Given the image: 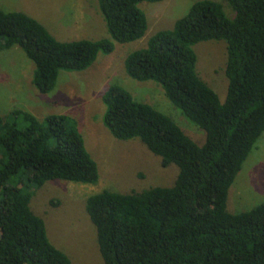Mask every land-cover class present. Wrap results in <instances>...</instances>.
Segmentation results:
<instances>
[{"label":"trees","instance_id":"obj_1","mask_svg":"<svg viewBox=\"0 0 264 264\" xmlns=\"http://www.w3.org/2000/svg\"><path fill=\"white\" fill-rule=\"evenodd\" d=\"M162 1L98 0L112 39L100 41H59L30 15L0 8V51L19 46L35 64L34 86L48 94L61 72L86 71L115 50L114 42L142 39L148 20L140 4ZM221 1L196 2L173 30L156 33L126 60L131 78L159 83L206 132L203 145L120 85L103 96L104 125L115 138H138L164 167H179L170 188L105 190L88 198L105 264H264V203L227 210L229 190L264 133V0ZM211 40L227 43L224 103L197 71L194 47ZM99 179L75 118L0 113V264H72L32 211L34 191L55 180L92 185Z\"/></svg>","mask_w":264,"mask_h":264},{"label":"rangeland","instance_id":"obj_2","mask_svg":"<svg viewBox=\"0 0 264 264\" xmlns=\"http://www.w3.org/2000/svg\"><path fill=\"white\" fill-rule=\"evenodd\" d=\"M201 0H164L143 2L141 10L148 20L146 35L137 41L115 43V50L100 54L83 72H61L54 91L42 94L33 84L34 62L17 45L0 51V113L24 110L38 119L51 114L76 119L86 147L96 161L100 179L96 184L55 180L34 191L31 209L41 217L47 234L72 264H105L98 242V232L87 212L89 197L105 190L128 194L174 186L179 167L162 165L138 138L119 140L104 125L103 96L110 86L120 85L138 102L149 104L171 117L199 145L206 132L188 119L154 81L141 82L126 71V60L147 47L150 38L164 30H173L176 22ZM221 1V0H219ZM229 18L235 17L231 6L221 1ZM7 12H23L38 20L59 41L112 40L98 0H0ZM200 77L227 99V43L205 41L194 47ZM264 203V133L245 161L228 194L227 210L237 214Z\"/></svg>","mask_w":264,"mask_h":264}]
</instances>
